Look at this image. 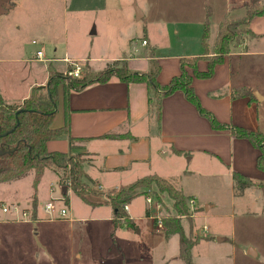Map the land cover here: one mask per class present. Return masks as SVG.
<instances>
[{
    "label": "rangeland",
    "instance_id": "374dc122",
    "mask_svg": "<svg viewBox=\"0 0 264 264\" xmlns=\"http://www.w3.org/2000/svg\"><path fill=\"white\" fill-rule=\"evenodd\" d=\"M239 2L241 0H0V40L13 51H18L20 46L23 51L30 52L45 44L50 56L57 48V56L61 58L66 53L68 57L86 60L104 58L90 61L89 67L85 61L72 62L80 66L82 75L94 76L116 67L107 59L129 56L133 47L144 50L142 40L146 35L151 43L154 41L165 51L194 48L196 45L190 38L180 40L175 35H168L174 26L193 23L192 27H195L210 7L213 26L217 27L225 8ZM250 2L248 0L247 4ZM12 3L15 7L11 6ZM8 11L11 12L7 15ZM139 12L141 18L138 17ZM56 65L58 69L63 66ZM37 66L44 69L42 64ZM0 72L1 82L12 86L15 84L6 74L12 72L11 75L22 77L23 70L17 64H4L0 65ZM64 75L74 78L67 72ZM44 78L45 73L35 72L36 82H42ZM24 94L23 86L10 90L9 96L5 97L6 103L19 102ZM58 120L53 126H58ZM82 159L85 163L87 158L82 156ZM176 166L179 165L176 163ZM181 166L184 170L195 168L202 171L198 182L192 181L189 186L196 185L200 206L213 202L215 208L209 212H197L189 206L190 214L176 216L170 198L167 194H159L157 199L154 191L158 192V188L153 185L150 190L139 189L142 195L128 204L132 216L143 218L146 210L151 209L152 216L159 219L175 216L180 219L186 235L197 241L191 251L195 264H264V188H259L264 187V183L258 184L260 181L252 178L257 185L238 193L228 176L227 166L221 168L217 164L211 168L207 163L195 160L190 164L183 158ZM214 173L221 176L207 177ZM33 179L32 171L20 180L0 184V264H185L180 258L179 235L166 237L161 233L154 235L152 240L147 230L148 220L145 219L138 221L142 232L137 242L144 246L143 249L139 252L120 249L116 235L114 237L115 231H108V223L91 219L97 213L91 214V210L72 191L69 204L76 214H72L71 219L44 222L35 221L37 217L34 216L28 222H15V215L3 213L2 205L15 203L20 209L32 213ZM51 183L55 192L50 201H56V218L62 208L67 210L70 218V206L64 203L63 194L59 192L66 186L58 175L53 176L50 171L44 173L37 188L38 198H48ZM91 189L102 192L98 187ZM146 198L152 199V206L147 204ZM46 201L41 207L44 219L49 217L44 211ZM137 242L129 241L128 244L138 245Z\"/></svg>",
    "mask_w": 264,
    "mask_h": 264
},
{
    "label": "crops",
    "instance_id": "0c3cea01",
    "mask_svg": "<svg viewBox=\"0 0 264 264\" xmlns=\"http://www.w3.org/2000/svg\"><path fill=\"white\" fill-rule=\"evenodd\" d=\"M247 2L248 0H241L238 5L236 3L228 5L217 27L213 26V10L210 7H207L205 14L195 24V27H192L193 23L174 26L168 35H175L174 37L180 40L181 38H190L196 45L194 48L181 49L179 52L165 51L154 41L151 43L146 35L142 40V42L147 41L146 45L142 43L144 50L133 47L129 56L107 60L110 63L126 61L130 70L145 73L149 70V52L155 49L156 61L160 66L157 80L160 84L166 85L174 77L180 75L181 59L202 57L204 54L202 35L208 9L211 11L209 43L212 46L222 20L227 15L231 18L243 17ZM14 5L15 3L11 4L12 7ZM10 12L8 11L6 14L8 15ZM138 17H142L140 12ZM250 29L254 37L245 39L240 48L233 49L225 57L223 63L216 66L211 78H194L192 86L202 107L210 112L219 123L251 131H264V16L254 18L250 23ZM32 43L36 44L35 41ZM45 46V44H41L37 49H31L30 52L23 51V47L19 46L18 51H13L12 47L4 46L0 40V65L17 64L23 70L22 77L17 74L11 75L12 72L6 74V77L15 85L11 86L0 80V99L5 104L20 103L29 97L33 87L48 84L50 70L66 73L69 68L72 70L77 65H73L72 62L85 61L89 67L90 61L104 60V58H89L87 60L86 58H71L67 56V53L61 58V56H57V48H54L53 54L50 56ZM38 51H43L42 59L46 61L37 60ZM40 64L44 65V69L37 66ZM56 64L63 66L58 69ZM207 69L208 61L200 60L198 70L205 72ZM36 71L41 74L45 73L42 82H36ZM188 71L192 73L191 69ZM21 86H23L25 94L20 101L14 104L6 103L5 97L9 91L21 88ZM240 89H248L252 95L234 97V91ZM57 118H59L58 126H53ZM66 121L69 125V136L76 139L71 152L80 153L87 158L83 164L87 178L103 192L154 175L169 181L184 195L195 200L197 208H202L207 212L211 211L216 204L212 202L204 207L200 206L196 196L199 195L196 185L189 186L192 181L198 182L202 171L195 168L184 170L181 166L182 158L183 160L187 159L190 164L195 160L207 163L211 168L216 167L217 164L221 168L227 166L228 176L231 177L232 182L234 180L231 173H239L251 180L252 178L258 179L260 181L258 184L264 183V172L259 170L256 165L259 152L250 141L236 138L230 130H214L210 122L200 115L197 108L186 99L182 92H176L163 99L159 127L154 116L149 114L148 88L144 83H125L116 77L105 84L94 83L80 92L71 91L67 109L63 91L60 90L52 127H62ZM107 135L119 137L105 138ZM46 147L48 152L67 153L70 151L67 138L51 140ZM176 163L179 166H176ZM50 174L54 176L51 171ZM220 176L221 174L217 173L207 175L209 178ZM173 181H177L180 189ZM52 187H54L53 183L49 185V195L45 200L38 198L37 189L38 211L35 221H52L49 220L50 216L46 212L49 217L46 219L41 217V207L44 201H50L51 195L55 192V187L54 191H51ZM60 189L59 192L62 193ZM67 194L70 198L71 190H68ZM88 200L96 204L91 206L84 203L91 210V214L97 213L91 219L108 223V231H115L114 237L116 235L117 244L124 251H127L126 248L132 249L134 252L143 249L144 246L137 242V238L142 232L138 221L142 219L148 220L147 230L152 240L154 235L161 234L155 232L153 228L150 218L152 216L151 209H147L146 216L142 218L132 216L131 207L130 210L128 207L127 214L136 228L134 230L127 228L114 230L113 209L106 198L89 195ZM99 210H102L101 213H98ZM72 214L76 213L70 206L69 219ZM218 240L222 241L220 238ZM129 241H136L138 245H129Z\"/></svg>",
    "mask_w": 264,
    "mask_h": 264
},
{
    "label": "trees",
    "instance_id": "16d2710c",
    "mask_svg": "<svg viewBox=\"0 0 264 264\" xmlns=\"http://www.w3.org/2000/svg\"><path fill=\"white\" fill-rule=\"evenodd\" d=\"M261 16H264V2L251 0L249 4L245 5V15L243 17L232 19L227 15L222 20L218 34L211 46L209 43L211 11L208 9L202 35L204 54L202 57L181 59L180 75L174 77L166 85L160 84L157 80L160 66L156 61L154 49V51L149 52V70L145 73L130 70L126 61H116L113 63L116 67L107 68L94 76L85 74L80 78L65 77L63 72L50 70L47 87H33L29 97L24 101L7 105L0 99V149L5 151V155L0 156V184L20 180L33 171L34 200L32 202V216L34 217L38 211L36 198L38 184L44 173L51 171L58 175L60 181L66 186L67 192L71 190L86 204L96 205L88 200L89 195L106 197L108 204L113 209L112 223L114 230L118 228L134 230L136 228L134 222L124 210V206L142 195L138 192L139 189L150 190L153 185L158 188V192L154 191L157 199L159 194H167L170 198L176 216L190 214L191 211L188 205L190 197L184 195L169 181L158 176H147L132 184L121 186L118 189H111L107 192H97L91 189V187L96 188L97 185L87 178L83 168V155L71 152L76 139L69 136L68 121L62 127H52L57 112L60 90L63 91L67 109V101L71 91L80 92L94 83L105 84L113 77L125 83L146 84L149 114L154 116L159 127L161 125L163 99L176 92H182L186 99L197 108L200 115L210 122L214 130H230L236 138L250 141L259 152L256 163L257 168L264 172V131H251L242 127L219 123L210 112L202 107L192 86L194 78H211L214 75L216 66L223 63L225 57L233 49L240 48L246 37H254L250 29V23L254 18ZM200 60L208 61L207 71L200 72L198 70ZM119 64H121V67H117ZM188 69H191L192 73ZM251 95L252 92L248 89L236 90L233 93L234 97ZM115 137L119 136H105V138ZM62 138H67L70 151L67 153L48 152L47 143ZM233 180L238 193H242L247 187L256 185L251 179L239 173H233ZM63 200L66 205L69 204L67 193L63 195ZM202 210V208L196 209L197 212ZM176 216L163 219L166 229L161 233H164L166 237L179 235L180 258L185 264H195L192 261L191 251L197 241L186 235L182 221ZM152 222L153 228L157 232L156 221L152 220Z\"/></svg>",
    "mask_w": 264,
    "mask_h": 264
},
{
    "label": "built area",
    "instance_id": "2783aa9c",
    "mask_svg": "<svg viewBox=\"0 0 264 264\" xmlns=\"http://www.w3.org/2000/svg\"><path fill=\"white\" fill-rule=\"evenodd\" d=\"M143 45H146L147 42L143 41L142 42ZM43 57V51H38L37 52V60H43L46 61L45 59H42ZM68 75L71 77H76V78H80L82 76V70L80 68V66L76 65L74 69L69 70ZM52 191H54V188H52ZM146 202L147 204L151 205L153 204V201L151 198H146ZM189 206L192 209H197V203L195 200L190 199L189 200ZM124 210L127 212L128 211V205L124 206ZM2 211L3 213L6 214H12L15 215V222L21 223V222H28L30 221V219H32V213H30L28 210H24V209H20V207L16 204H10V205H2ZM44 211L50 216L49 220H69V216H68V212L65 208H62L59 210V215L58 218H56V212H57V205H56V201L51 200L48 201L45 205H44ZM152 220L156 221V231L157 233H161L164 231V223H163V219H159L158 217H154L151 216L150 217Z\"/></svg>",
    "mask_w": 264,
    "mask_h": 264
},
{
    "label": "water",
    "instance_id": "95a60500",
    "mask_svg": "<svg viewBox=\"0 0 264 264\" xmlns=\"http://www.w3.org/2000/svg\"><path fill=\"white\" fill-rule=\"evenodd\" d=\"M5 155V151L3 149H0V156ZM67 193V188L63 187L62 188V194L65 195Z\"/></svg>",
    "mask_w": 264,
    "mask_h": 264
}]
</instances>
